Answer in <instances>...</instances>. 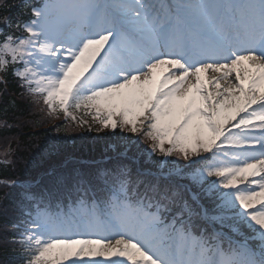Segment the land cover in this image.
<instances>
[{
  "label": "snow or ice",
  "instance_id": "6c2138e0",
  "mask_svg": "<svg viewBox=\"0 0 264 264\" xmlns=\"http://www.w3.org/2000/svg\"><path fill=\"white\" fill-rule=\"evenodd\" d=\"M20 8L4 17L20 34L0 29L5 91L11 74L50 118L148 142L139 167L69 156L45 191L22 185V264H264V0Z\"/></svg>",
  "mask_w": 264,
  "mask_h": 264
},
{
  "label": "trees",
  "instance_id": "16d2710c",
  "mask_svg": "<svg viewBox=\"0 0 264 264\" xmlns=\"http://www.w3.org/2000/svg\"><path fill=\"white\" fill-rule=\"evenodd\" d=\"M22 2L23 0H7L3 5L8 6V11L0 10V17L4 19L5 16H11L13 21L17 18L28 19L26 13L30 9L21 11ZM30 3L34 5L35 0H30ZM7 81L6 91L4 85H0V120L7 125L0 127V138L16 141L15 144L19 143L16 148L13 147V160L0 162V180H32L48 171L44 166L47 162H54L51 164L54 167L60 166L64 158H60L59 155L72 148L78 150L80 157L87 159L103 158L110 153L111 150L106 152L108 143L100 141L97 135L95 138L84 137L82 143L77 141L81 136L80 133L74 135L68 124L61 119L50 118L34 110L31 101L25 99L24 94L22 95L24 90L19 87V81L15 77L9 74ZM53 121L56 122V126H53ZM53 127L58 128L54 131ZM75 129L80 130L78 127ZM89 131L98 134L95 126ZM83 135L87 134L83 133ZM85 140L91 141V144L84 143ZM92 141L97 143L93 144ZM54 144L59 147V151L55 153L51 151ZM119 161L125 162L122 159ZM1 185L3 184H0V262L22 264L18 257L20 252L7 245V239L13 237L11 230L14 229L16 217L8 211L4 212L8 209L16 212L22 187L16 184L3 189Z\"/></svg>",
  "mask_w": 264,
  "mask_h": 264
},
{
  "label": "rangeland",
  "instance_id": "374dc122",
  "mask_svg": "<svg viewBox=\"0 0 264 264\" xmlns=\"http://www.w3.org/2000/svg\"><path fill=\"white\" fill-rule=\"evenodd\" d=\"M6 0H0V5H2ZM38 2H40V4H43L46 2V0H38ZM2 22H3V19H0V29H3L1 27L2 25ZM10 31V29L8 30H5L4 29V34H7L8 32ZM11 31L14 32V34L16 35H19L20 33L19 32H16L14 29H11ZM0 39H2V36H0ZM2 76V74H0V77ZM34 110H37L36 108H34ZM41 113V112H40ZM53 126H56V122L53 121ZM68 124V123H66ZM4 125H6V123L2 120H0V127H3ZM68 126L70 127V125L68 124ZM76 125L73 126V127H70V129H72V133H74V135L77 136V133H80V138L77 139V141H79L80 143H82V140L85 139L86 137L89 138L91 136H93V138L96 137V135L98 136L97 138L100 140V141H105L106 143H108V145L106 146L108 149L106 150V152L110 151L111 152H116V151H119L117 150V148H120V150L124 151V153H131L132 156L138 158L139 157V153L142 152L144 149L148 148V142H145L141 139V136L139 134H132V133H128V132H121L119 129H117L115 132H112L110 129H106V130H100L98 131L96 134L91 132L89 130H87L86 128H83V127H78L80 130L78 129H75ZM58 127H53L54 131L57 130ZM86 129V130H84ZM87 134V135H83L82 134ZM93 133V134H92ZM85 137V138H84ZM99 141V142H100ZM129 141H131L132 143L129 144ZM16 142V141H15ZM15 142H12L10 139H4V138H0V162H9V161H12L13 160V147L16 148V145H18L19 142H17L15 144ZM90 143L91 144V141H88V140H85L84 143ZM101 142V143H102ZM79 143V144H80ZM92 143H97L96 141H92ZM125 145H128L130 148H131V151H125ZM78 150L75 149V148H72L70 150H66L65 152H63L62 154L63 155H59L60 158H66V157H80V155H78ZM64 159L62 160V162L64 161ZM153 159H156V160H159L160 157L159 156H154ZM169 159H176V158H169ZM133 159L129 162V163H132ZM54 162H47L44 166L49 170L50 168H53L54 166L51 165L53 164ZM140 163H142V161L140 160ZM181 163H186L184 161H181ZM30 181V180H29ZM3 185V189L6 188V183H2ZM28 185H31L30 183ZM1 189V188H0ZM12 209V208H11ZM17 212H14L13 210H6L4 211L5 213L8 211L9 214H13L15 215V217H18V222L21 221L22 219V215H18V208L15 209ZM18 215V216H17ZM13 233H15L17 230L16 229H12L11 230ZM12 241V238H8L7 239V245L8 247H14V246H17L18 245H15L13 243H11ZM1 264H7V262L5 263L4 261L3 262H0ZM67 264H71V262H67Z\"/></svg>",
  "mask_w": 264,
  "mask_h": 264
}]
</instances>
